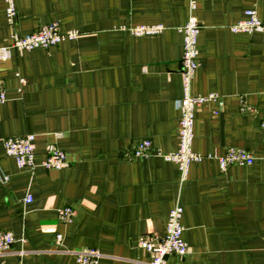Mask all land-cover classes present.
Listing matches in <instances>:
<instances>
[{"label": "crops", "instance_id": "crops-1", "mask_svg": "<svg viewBox=\"0 0 264 264\" xmlns=\"http://www.w3.org/2000/svg\"><path fill=\"white\" fill-rule=\"evenodd\" d=\"M13 3L8 25L0 0V45L50 23L77 34L0 61V230L14 238L4 264H76L81 248L96 249L97 264H144L137 238L163 234L174 205L182 208L188 251L166 255L164 264H264V34L229 30L246 10L264 21V0ZM190 16L198 24L190 93L215 95L195 108L191 148L221 154L241 147L253 160L221 171L204 158L189 163L182 179L173 162L122 153L144 138L162 152L176 148L179 28ZM140 26L161 29L131 32ZM26 133L34 136L33 169L17 167L2 145ZM46 143L63 151L65 167L40 165ZM65 205L74 209L67 223L57 217Z\"/></svg>", "mask_w": 264, "mask_h": 264}, {"label": "built area", "instance_id": "built-area-1", "mask_svg": "<svg viewBox=\"0 0 264 264\" xmlns=\"http://www.w3.org/2000/svg\"><path fill=\"white\" fill-rule=\"evenodd\" d=\"M5 3V20L8 25H12L16 12L13 0H3ZM194 8L193 1L189 2V9ZM244 20L229 27L231 32H260L264 34V21H260L253 10L244 12ZM159 26H140L131 32L135 35L153 34L160 30ZM182 34V51L180 55V76H181V96L176 101V108L179 112L177 123V145L174 150L162 152L152 147L148 138L140 139L135 144L124 150L122 155L125 158H133L154 154L162 160L176 164L183 179L187 173V168L191 162H199L204 158L215 159L218 168L222 171L228 165H249L253 156L249 151L241 147H226L221 154L207 152L204 154L195 152L191 148L193 138V114L195 108L205 100L215 99L213 93L207 95H192L190 93V80L197 67L196 35L198 24L190 16L185 24L179 28ZM74 30L62 32L56 23L40 26L34 32L24 34L12 33L9 42L0 45V61H4L11 56V51H24L32 48H47L63 40H70L76 37ZM20 82L22 79L20 78ZM5 100L3 88L0 86V103ZM242 111L253 112L250 106L242 105ZM260 129L264 132V119L259 123ZM34 136L31 133L10 136L2 140L4 153L11 157L17 167H27L33 169ZM44 169H60L67 165L65 155L62 150L53 143H46L44 155L40 161ZM30 201L26 197L24 202ZM182 208L179 205L172 206L166 215L164 233L152 234L144 233L137 238V246L147 255L148 259L144 264H164L165 256L168 254L182 256L188 251V246L181 237L182 226L180 215ZM74 215V209L70 206H62L57 211L60 222H70ZM61 234L56 233L55 242H59ZM14 238L9 231L0 230V264H4L3 255L6 253ZM76 264H97L99 253L94 248H81L74 251Z\"/></svg>", "mask_w": 264, "mask_h": 264}]
</instances>
